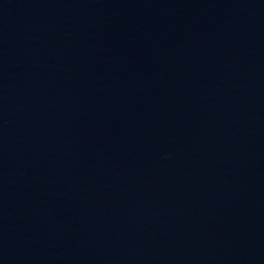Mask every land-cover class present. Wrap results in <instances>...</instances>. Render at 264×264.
I'll return each instance as SVG.
<instances>
[{
  "label": "water",
  "instance_id": "obj_1",
  "mask_svg": "<svg viewBox=\"0 0 264 264\" xmlns=\"http://www.w3.org/2000/svg\"><path fill=\"white\" fill-rule=\"evenodd\" d=\"M0 264H264V0H0Z\"/></svg>",
  "mask_w": 264,
  "mask_h": 264
}]
</instances>
